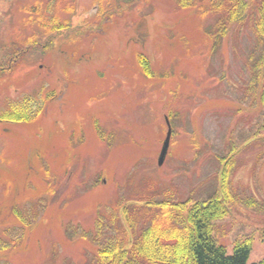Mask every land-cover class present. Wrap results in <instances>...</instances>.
I'll use <instances>...</instances> for the list:
<instances>
[{"label": "rangeland", "instance_id": "rangeland-1", "mask_svg": "<svg viewBox=\"0 0 264 264\" xmlns=\"http://www.w3.org/2000/svg\"><path fill=\"white\" fill-rule=\"evenodd\" d=\"M212 1L0 0V110L60 76L67 83L65 99L56 84L59 95L31 121L0 122V237L17 242L0 245V264H97L96 232L103 243L131 217L147 227L152 204L213 195L227 207L214 222L217 242L231 254L248 240V263L264 259L260 5L230 22ZM93 19H107L104 32L66 38L62 59L76 46L84 54L77 69L50 72L41 50L53 24L72 32ZM139 53L150 58L147 77ZM167 115L173 132L158 166ZM20 218L32 224L23 229Z\"/></svg>", "mask_w": 264, "mask_h": 264}, {"label": "trees", "instance_id": "trees-1", "mask_svg": "<svg viewBox=\"0 0 264 264\" xmlns=\"http://www.w3.org/2000/svg\"><path fill=\"white\" fill-rule=\"evenodd\" d=\"M221 1L224 15L222 18L230 22L244 21L252 11L256 13L255 31L264 38V0H215ZM258 1L259 8L252 10L253 3ZM226 3L227 5H223ZM228 30L225 22L220 24ZM264 65V56L260 61ZM263 64V65H262ZM264 76V71H263ZM263 98V94H262ZM261 98V99H262ZM43 110V102L29 95L11 99L0 110V120L28 122L36 118ZM226 174L220 182L227 185ZM189 202L165 201L153 206L157 207L154 219L147 227L138 231L132 217L129 227L122 228L121 233L110 237L105 242L99 240L98 232L94 240L98 245L97 264H264V259L248 263L252 251L250 241L238 242L231 254L227 248L218 243L213 236L214 222L222 218L227 207L217 195L205 201ZM22 218L23 229L32 222ZM151 222V223H150ZM22 229V230H23ZM6 236V235H5ZM0 237V245L5 250L17 242L7 241ZM22 234L17 238H21ZM8 242V243H6Z\"/></svg>", "mask_w": 264, "mask_h": 264}, {"label": "flooded vegetation", "instance_id": "flooded-vegetation-1", "mask_svg": "<svg viewBox=\"0 0 264 264\" xmlns=\"http://www.w3.org/2000/svg\"><path fill=\"white\" fill-rule=\"evenodd\" d=\"M95 5H97V4H95ZM88 13H90V12H88ZM106 20L107 19H104L103 21L101 20L100 23H99L100 19H93V20H89V21H87V20L85 21L84 20L86 24L84 23L85 24L84 25L83 23H81L80 26L77 27V30H79V31L73 30L72 32L70 31V27L71 26H69L66 23V21H64V23L63 22L54 23L53 24V26H54L53 30L51 32H49L50 34L47 33V35H45V40H44L45 43L42 44L43 49L41 50L42 53L45 56H47V58H48V61H49L48 68L50 67L49 71L50 72H53V69H54V67H56L57 64H59V63H65V62H66V64L67 63H70L72 65L71 66V69L66 70V71L70 72V71L76 70L77 69L76 68V64H74V63H77V62H80L81 63L82 57H83L84 54H83L82 51H80V49L78 48V46H76L70 52L71 59H67V58L62 59V53L65 52V49H66V46H67V44H66V38H68L69 36H71V38H72V36L75 35V34H78L79 36H83V35H85V33L90 32V31H94V30H101V31L104 32V25H105L104 22ZM111 21H112V19H111ZM127 22H129L128 19H127ZM93 26H98V27H93ZM66 31H67V34H66ZM97 33H99V32H97ZM58 36H60V38H61V44L57 48L53 44H54V40ZM95 36L98 37L99 34H95ZM22 53L21 52H19V53L17 52L16 55L19 56V54H22ZM49 58H50V60H49ZM16 59H18V57L17 58H11L9 60L8 67H7L8 69H10V66L13 63L17 62ZM137 59H138V63L140 65V68L142 70V73L147 77L148 76L147 70H148V67H149L148 63L150 62V60H149L150 58L147 57V56H145L143 53H139L138 56H137ZM147 65H148V67H147ZM40 66L42 67L44 65L43 64H40ZM4 69H5V67H3L2 65H0V71H3ZM61 80H63V76L58 77L57 81H55V86L57 87L58 85H61L62 90H63V93L60 96H64L63 98L65 99V94L64 93H65L66 88H67V86H66L67 83H65L64 81L61 82ZM56 84H58V85H56ZM48 85L49 84H47V83L43 84L42 89L40 91H38V93H35V94H28L27 93V94H23V95H29V96L35 98L36 100L43 102V110L45 111V109L47 108L46 107L47 106L46 101L47 102L48 101L50 102L52 100H55V98L59 95L56 92V90H57L58 87L57 88L56 87L53 88L52 85H51V87L47 91H45V88ZM56 94H58V95L56 96ZM256 96H257V99H258V90H257ZM64 104H65V101H64V103L62 105H64ZM173 118H175V116H173ZM0 122H6V124L8 122L9 123H18V122L10 121V120H0ZM165 122H166V125L168 127V122L170 123V120L168 118V115L165 116ZM173 124H175V120L172 121V127L174 129V125ZM101 131H103V130H101ZM15 208L17 209V207H11L10 208V214H11L12 210L15 209ZM20 220H21V218H20ZM20 224H22V221H21ZM21 227H23V224H22Z\"/></svg>", "mask_w": 264, "mask_h": 264}, {"label": "water", "instance_id": "water-1", "mask_svg": "<svg viewBox=\"0 0 264 264\" xmlns=\"http://www.w3.org/2000/svg\"><path fill=\"white\" fill-rule=\"evenodd\" d=\"M171 133H172L171 125L168 122V131H167L166 138L163 142V146H162V149L158 157V166H162L163 163L165 162V159H166V156L169 150V146H170Z\"/></svg>", "mask_w": 264, "mask_h": 264}]
</instances>
